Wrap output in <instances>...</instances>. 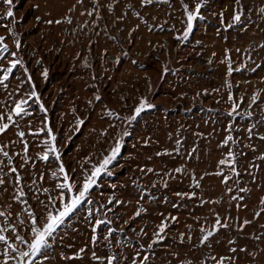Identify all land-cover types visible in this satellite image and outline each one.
Segmentation results:
<instances>
[{"label": "rangeland", "instance_id": "374dc122", "mask_svg": "<svg viewBox=\"0 0 264 264\" xmlns=\"http://www.w3.org/2000/svg\"><path fill=\"white\" fill-rule=\"evenodd\" d=\"M262 10L264 0H0V80L20 62L0 84L9 243L28 250L16 237L33 239L29 212L42 228L119 143L31 264H264ZM21 100L26 114L16 116ZM229 152L232 167L219 163ZM10 167L19 184L4 175ZM217 217L227 227L202 244Z\"/></svg>", "mask_w": 264, "mask_h": 264}, {"label": "snow or ice", "instance_id": "6c2138e0", "mask_svg": "<svg viewBox=\"0 0 264 264\" xmlns=\"http://www.w3.org/2000/svg\"><path fill=\"white\" fill-rule=\"evenodd\" d=\"M142 2L143 3H151L152 0H142ZM237 2H238V0H237ZM5 3L11 5L12 0H5ZM199 11H200V5L198 4L196 9H195V13H192V12L188 13V15H187L188 30L184 34L185 39L187 38L188 33L191 32L192 22L199 15ZM262 11H264V10H262ZM88 15H92V13H88ZM7 16L12 17L13 12L11 10H9L7 12ZM233 20L235 22L239 23L241 20V15L240 14H234ZM69 22H71V21H69ZM49 23H52V21H49ZM56 23H60V21H56ZM2 40H3V38H0V43H2ZM261 47H264V45H261ZM0 51H7V47L4 46L2 49H0ZM19 63H20L19 61H15L11 64V66L9 68L6 69L5 74L3 76V79L0 80V84H2L4 81H7L9 79V74L13 72V69H15ZM231 71H232V69L230 67L229 72L231 73ZM45 75H47V73H45ZM31 95L33 97H36L35 92H32ZM36 98L38 99V97H36ZM97 99H99V97H97ZM253 102H255V100ZM25 103H27V101H25V100H21L20 102L16 103L15 108H14V112H15L16 116H21L22 114H26V109L23 107V105ZM143 108H144V105L141 104L140 107H138L135 110L136 115H139ZM41 110L42 111L44 110L43 105H41ZM8 120L11 121L12 117L8 116ZM8 127H9V124H7V123L0 124V133H3ZM49 134L51 135L50 129H49ZM18 135L21 138L24 137L23 132H19ZM231 139H232L231 137H228V140H231ZM261 139H264V137H261ZM52 140H55V136H52ZM47 149H48V152H56V148L54 147V145H48ZM26 151H27V145L25 144V152ZM119 151H120V145H119V143H117L116 147L113 150L112 155L107 157L106 159H104L102 161V163L99 165V167L93 168L91 177L85 178L82 190H79L78 195L72 196L70 199V202H65L64 195H61L60 201L62 204V210H60L58 212V214H52L51 212H49L46 215V217H44L45 223H44L42 228L36 226L37 220L33 216V214L31 212H29V216L32 217V227L30 230H31V233L33 235V239L31 241H24V239L22 237H19V236L16 237V239L19 240L21 243L26 244L28 250L19 251L16 247L13 246V244L9 243V241L5 237V235L2 234L7 229L0 228V243H3L6 246V250L4 252L0 253V255H3L5 257L4 264H9L10 259L16 260L17 264H31L30 258L35 257L36 255L40 254L42 252V250L47 247L49 238L52 237V235L56 232V230L63 224L64 220L72 212H74L77 209L79 204L85 198L86 193L89 192L90 188L95 183V178L98 177L101 174V172H103L107 169L108 165L115 159L116 154L119 153ZM48 152H45V154L41 157V159H44L46 161L48 159ZM0 154H2L6 158H9V153L4 151L2 147H0ZM58 158L59 157H57V159ZM219 163L221 165H226L228 167H232V164L234 163L233 154L231 152H229L228 153V159L227 160H221ZM9 165H11V158H9ZM2 167H4V165L2 164V162H0V170H2ZM59 170L62 173L64 172L63 165H60ZM149 171H152V170L149 169ZM174 171L179 173L182 171V169H174ZM233 172L235 175H237V176L239 175V173L235 172L234 168H233ZM10 173L16 174V177H15L16 183L19 184L21 177L19 176L17 169L15 167H10L9 173H5L4 175L10 174ZM64 179L66 181L68 180V176L66 173H65ZM224 182L227 183V178L225 179ZM4 183H5V181L3 179V175H0V185H3ZM165 186H167L166 182H165ZM196 186L198 187L199 185L197 184ZM59 187L62 190V192L64 190H67V192H69V193L72 192V188H73L72 185H69L67 183L61 184V185H59ZM44 191H47V190L45 189ZM229 191H231V189H229ZM241 191H246V190L241 189ZM19 195L21 197H23L25 195V193L21 190ZM177 195H184V194L177 193ZM190 195H194V194H190ZM49 202L51 203V201H49ZM261 203L264 204V200H262ZM45 207H47V205H45ZM261 210L264 211V209H261ZM136 215H140L139 210L137 211ZM257 215H259V213H257ZM2 216H5V213L0 212V217H2ZM173 219H175V218H173ZM21 223H23V221H21ZM101 223H103V222L97 221V225H99ZM244 223L247 224L248 221H245ZM220 227H227V224L226 223L222 224L220 219L217 217L216 223L213 226V230L205 232V234L202 236L201 243L203 244V243L207 242L209 240V238L214 235V232L218 231ZM165 229H166V225L162 222L161 225L159 226V232H157L156 235L162 239L163 237L161 236V234L165 232ZM11 230L13 232H15V227H12ZM93 230L95 231V229H93ZM201 231L204 232L205 230L201 229ZM182 237H183V234H182ZM232 251H235V249H232ZM13 253H15V255H12ZM26 258H29V259L26 260ZM144 259L147 260V256H145ZM109 264H111V260L109 261ZM221 264H222V261H221Z\"/></svg>", "mask_w": 264, "mask_h": 264}]
</instances>
